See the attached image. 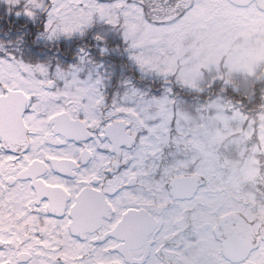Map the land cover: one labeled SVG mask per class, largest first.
Masks as SVG:
<instances>
[{
  "label": "snow or ice",
  "instance_id": "snow-or-ice-1",
  "mask_svg": "<svg viewBox=\"0 0 264 264\" xmlns=\"http://www.w3.org/2000/svg\"><path fill=\"white\" fill-rule=\"evenodd\" d=\"M0 264H264V0H0Z\"/></svg>",
  "mask_w": 264,
  "mask_h": 264
}]
</instances>
